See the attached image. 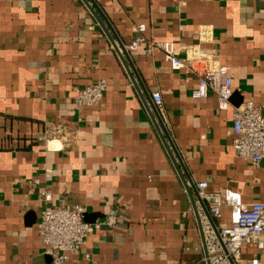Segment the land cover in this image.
Masks as SVG:
<instances>
[{"label":"crops","instance_id":"crops-1","mask_svg":"<svg viewBox=\"0 0 264 264\" xmlns=\"http://www.w3.org/2000/svg\"><path fill=\"white\" fill-rule=\"evenodd\" d=\"M94 1L124 45L146 26V42L130 55L150 97L160 91L157 110L196 186L233 187L247 202H264V168L232 149L234 108L247 100L264 104V0ZM165 41L179 47L181 59L202 56L230 67L227 109L212 92L194 98L197 75L174 70L161 49L147 52L150 42ZM99 81L106 84L103 99L78 107V90ZM42 191L51 193L52 205L87 209V243L68 264H208L203 207L196 198L197 214L86 4L0 0V264H53L38 232ZM229 214L223 207L216 222L229 224ZM242 254L264 264V249L254 244Z\"/></svg>","mask_w":264,"mask_h":264},{"label":"built area","instance_id":"built-area-1","mask_svg":"<svg viewBox=\"0 0 264 264\" xmlns=\"http://www.w3.org/2000/svg\"><path fill=\"white\" fill-rule=\"evenodd\" d=\"M138 29L142 35L124 45L130 53L141 49L146 42L143 34L146 26L141 24ZM154 48L163 51L165 59L174 70L197 75L198 85L192 91L194 98L207 97L212 92L217 95L220 109H227L231 105L234 89L229 66L202 56L181 59L179 47L171 41L150 42L147 52L151 53ZM105 90L106 84L103 81L88 85L78 90L74 97L75 103L78 107L98 104ZM151 97L156 108L161 110L163 100L160 91H153ZM263 107L264 104L257 105L247 100L234 108L232 149L239 158L264 168ZM60 132V128L55 131L56 134ZM45 138L46 134L41 133L39 139ZM197 188L219 231L218 236L204 215L202 228L207 247L205 260L210 264H262L259 257H243L242 249L247 244L264 249V202H247L241 191L233 187H226L220 192L210 191L207 181H199ZM41 197L45 204L38 222L39 235L47 247V253L53 256V264H68L70 253L87 243L90 231V224L85 220L87 209L82 205H52V196L48 191H42ZM223 207H228L230 212L227 225L216 222L223 217ZM115 221L116 217L112 214L106 223L112 225ZM86 257L89 258V255Z\"/></svg>","mask_w":264,"mask_h":264},{"label":"water","instance_id":"water-1","mask_svg":"<svg viewBox=\"0 0 264 264\" xmlns=\"http://www.w3.org/2000/svg\"><path fill=\"white\" fill-rule=\"evenodd\" d=\"M86 6L89 8V10L92 12V14L94 15V17L97 19V21L99 22L100 26L102 27V29L105 31L106 35L108 36V38L110 39V41L112 42L115 50L117 51L120 59L122 60L134 86L136 87L137 91L139 92L141 98L143 99V102L146 106V108L149 111L150 117L166 147V150L168 151V154L170 155L177 171L178 174L186 188V191L191 199V202L195 208H196V198L199 200L201 206L203 207L204 213L207 216V218L209 219V221L212 223L217 235L219 236V231L217 230L215 223L213 221V218L206 206V203L200 198L199 196V191L198 188L195 184V182L192 180V178L189 176L186 167L184 165V162L177 150V148L175 147L166 127L163 121V118L161 117L159 111L157 110L156 106L154 105L150 95L148 94V91L145 89L143 82L134 66V63L132 61L130 52H128L125 49L124 44L119 41V40H115V33L112 29V27L110 26V24L108 23L107 19L105 18V16L103 15L102 11L100 10V8L98 7V5L96 4V2L94 0H82ZM114 35V36H113ZM142 90L144 91V93L142 92ZM196 213L199 214V212L196 210ZM87 214H85V220L87 221L86 218ZM198 219H199V225H200V229H201V233H202V237H203V241H204V247H205V251H206V256H207V247H206V242H205V237H204V233H203V228H202V222L200 220V216L198 215ZM233 263V261H232ZM208 264H210L208 262ZM234 264V263H233Z\"/></svg>","mask_w":264,"mask_h":264}]
</instances>
